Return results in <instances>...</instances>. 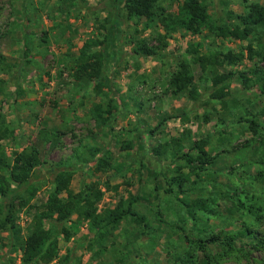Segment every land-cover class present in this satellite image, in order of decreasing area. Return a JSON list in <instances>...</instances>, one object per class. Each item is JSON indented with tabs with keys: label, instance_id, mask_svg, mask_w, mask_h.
I'll use <instances>...</instances> for the list:
<instances>
[{
	"label": "rangeland",
	"instance_id": "rangeland-1",
	"mask_svg": "<svg viewBox=\"0 0 264 264\" xmlns=\"http://www.w3.org/2000/svg\"><path fill=\"white\" fill-rule=\"evenodd\" d=\"M181 1L156 0L155 11L173 14ZM201 1L220 21L224 10L239 14L248 3L264 6V0ZM120 9L115 0H0V158L8 163L15 154L33 150L38 159L26 185H8L18 192L9 210L17 234L0 228V264H24L23 239L59 170L69 174V193L97 185L102 191L97 211L121 198L138 197L132 209L144 217L147 233L128 216L102 230L89 229L81 220L76 229H68L67 238L56 234V254L47 264H205L200 245L222 253L212 236L221 240L243 227L257 237L264 233V213L248 216L237 205V199L246 204L264 191L259 179L264 175V79L255 82L252 75L264 63V27L245 40L223 39L208 30L163 35L156 18L146 27L143 18L126 19ZM87 39L101 41L94 48L103 53L99 92L92 82L70 77L78 48ZM140 44L155 53H134ZM195 44L198 54L230 51L240 58L217 66L218 73H231L224 82L229 93L225 105L209 97L207 70L201 71L190 53ZM183 59L189 63L194 99L187 90L172 94L169 84ZM239 75L249 81L244 84ZM96 104L109 110L102 113L104 122L93 116ZM182 131L189 137L180 151L202 138L211 164L196 170L171 157V139ZM163 142L166 151L153 156L151 148ZM100 158L107 166L95 170ZM176 172L186 177L183 191L171 186L173 191L165 192ZM0 175L7 176L6 170L1 168ZM174 194L185 201L205 199L212 213L190 216ZM59 226L44 223L51 231ZM233 244L236 251L218 264H264V248L246 237Z\"/></svg>",
	"mask_w": 264,
	"mask_h": 264
},
{
	"label": "trees",
	"instance_id": "trees-1",
	"mask_svg": "<svg viewBox=\"0 0 264 264\" xmlns=\"http://www.w3.org/2000/svg\"><path fill=\"white\" fill-rule=\"evenodd\" d=\"M121 3V12L126 19L135 18L136 20L143 18L145 26L152 24L156 18L157 24L161 27L163 35H168L171 32L182 30L191 34H198L202 30H208L214 36L220 38H231L237 40L248 39L249 36L257 27H264V6L258 3H248L244 5L243 12L236 14L229 10H224L223 19L212 17L208 12L207 5L201 0H182L178 5L175 13L167 14L164 11L157 13L155 11L156 0H115ZM113 21L118 22L119 16L117 11H114ZM101 41L94 39L85 40L78 48L77 56L70 70V77L74 81L81 83H93L92 89L95 92L101 90L104 84L103 75V53L101 49L94 50L99 46ZM250 50V47H248ZM133 52L151 56L155 53L153 47H147L144 44L137 45L133 48ZM190 53L194 54V62L197 63L201 71L207 70L210 77L209 97L217 100L222 105L229 96L224 83L231 73H218L217 66L223 62L234 64L240 58L230 51L226 53L208 52L198 54L196 44L190 46ZM264 52H262L263 54ZM259 55L258 52H256ZM264 59V54L260 55ZM255 82L264 79V63L260 67H256L252 71ZM242 82L246 84L249 79L239 75ZM192 75L189 70V63L186 60H181L178 64V69L169 79V84L172 88V94L188 91V96L195 98V91L192 86ZM93 116L96 120L104 122L106 117L102 113H108L109 110H102L98 104L93 106ZM253 124V123H251ZM186 133V134H185ZM189 137L188 132L182 131L180 136L171 139L172 151L171 157L182 159L191 169L202 170L204 166L212 163L213 157L208 155L205 150V140L202 138L192 141L189 150L181 152L182 140ZM167 143H159L151 148L153 156L158 157L166 151ZM96 151V150H95ZM38 164V159L35 151H21L15 154L8 163L2 162L0 158V169H5L7 176L0 175V228L6 227L16 236L17 229L12 223V216L9 213L13 205L14 199L18 196V192L10 191L9 183H13L16 187L24 186L28 183L27 175L33 167ZM107 166L102 158L98 159L94 169L101 170ZM65 176V178H64ZM69 174L65 170L56 171L53 178V190L47 195L45 203L41 208L32 215V225L30 232L23 239L22 244V261L24 264L49 263L56 254V234L60 233L65 238L69 236L68 229H76V226L81 220L87 222L89 229H100L112 226L123 217H130L135 223L141 224L145 233L146 223L142 215H138L132 209V203L138 197H128L119 199L112 208H103L99 211L96 209V202L101 198L102 191L96 184H85L77 193H69L67 189V179ZM259 179L264 185V175L259 174ZM186 181L185 175L176 172L170 178L169 187L165 192H172L170 188L174 186L178 192H182V186ZM115 186H113V189ZM64 192L62 197L60 194ZM256 199H248L246 204H243L240 199H237V205L243 210V214L248 216L263 215L264 213V191ZM176 199L183 206L186 214L192 216L195 211L204 213H212V209L205 203V199H193L189 201L183 200L176 194ZM213 201V199H212ZM243 204V205H242ZM75 215L74 220L70 219L71 215ZM69 222L65 227L64 222ZM45 222H53L60 225L59 229H47L44 227ZM220 240L217 235L212 236V242L222 245V253H210L205 251V247H199L204 250L203 256L205 264H218L221 258L231 252L236 251L234 248V240L240 237H246L254 246L264 248V233L257 237L255 232L243 227L237 230V233H226ZM182 264H196L193 261L181 262Z\"/></svg>",
	"mask_w": 264,
	"mask_h": 264
}]
</instances>
